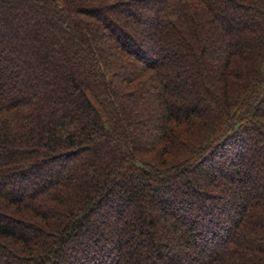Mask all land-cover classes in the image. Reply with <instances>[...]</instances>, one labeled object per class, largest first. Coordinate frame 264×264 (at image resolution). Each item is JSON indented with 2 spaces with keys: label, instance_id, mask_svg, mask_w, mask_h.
<instances>
[{
  "label": "trees",
  "instance_id": "trees-1",
  "mask_svg": "<svg viewBox=\"0 0 264 264\" xmlns=\"http://www.w3.org/2000/svg\"><path fill=\"white\" fill-rule=\"evenodd\" d=\"M0 264H264V0H0Z\"/></svg>",
  "mask_w": 264,
  "mask_h": 264
},
{
  "label": "rangeland",
  "instance_id": "rangeland-1",
  "mask_svg": "<svg viewBox=\"0 0 264 264\" xmlns=\"http://www.w3.org/2000/svg\"><path fill=\"white\" fill-rule=\"evenodd\" d=\"M26 17H28V16H25V18L24 19H22V21L20 22L21 24H22V27H24L25 29L23 30V31H25V32H30L31 34H30V39L28 40V41H26V42H24V45H25V47H24V53H23V56L21 57L22 58V60L24 61V60H35V56H37V54L36 55H34V54H32L33 56H30V55H26V52H28L29 51V48H30V43L31 42H33V39H32V37L34 36V31L36 30V27H32V26H30V27H28V21H27V18ZM17 28H15V29H12L11 31L12 32H10V33H12V35H16V33H17ZM32 39V40H31ZM15 41H16V39H15ZM31 64V63H30ZM20 69H22V68H20ZM19 72V71H18ZM124 72H126L127 74L128 73H130V70H128V69H126V70H124ZM123 72V74H126V73H124ZM147 88V87H146ZM150 89V88H149ZM148 89V90H149ZM152 113H153V111H152ZM136 115L135 116H133V118L132 119H136V118H141L142 116H143V113L140 111V110H136V113H135ZM136 117V118H135ZM146 118V117H145ZM139 120V119H138ZM152 124L154 125V127H156V129H158V121L157 120H153L152 121ZM81 127L82 128H85V127H89L88 126V122H85V123H82V125H81ZM158 131V130H157ZM155 132V131H154ZM153 133V132H152ZM218 165H220L221 163L220 162H218L217 163ZM215 173H218L217 171L215 172ZM232 207V208H231ZM233 205H231L230 206V208H226V214H228V213H231V211L233 210ZM174 252L175 251H178V250H173Z\"/></svg>",
  "mask_w": 264,
  "mask_h": 264
}]
</instances>
